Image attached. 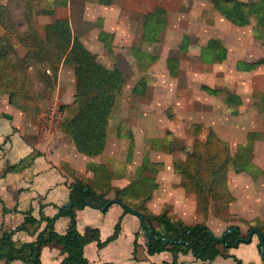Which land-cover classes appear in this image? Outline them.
Listing matches in <instances>:
<instances>
[{"label": "rangeland", "instance_id": "1", "mask_svg": "<svg viewBox=\"0 0 264 264\" xmlns=\"http://www.w3.org/2000/svg\"><path fill=\"white\" fill-rule=\"evenodd\" d=\"M55 1L0 0V45L11 44L13 47L7 48V54L0 59V96L11 99L21 97L18 99L22 106L33 108L31 113L37 123V116L55 96L60 101L63 121L72 118L77 109L71 96L74 87L71 88L70 77L65 76V83H59L57 73L56 77L54 75V67H58L55 58L48 59V55L44 54L42 57L29 56L24 60L27 51L37 53L40 46L48 48L45 26L50 16L46 11ZM166 1L170 16L162 22V37L154 38L151 44H144L145 53H128L129 56H126L101 51L104 58L100 60L106 66L123 68L125 83L117 92L103 149L95 155H86L89 157L88 171H93L94 177L99 178L109 175L116 186L125 185L129 179L133 183L141 182L139 189L135 187L131 193L145 195L149 189L152 199L149 202L139 196L137 202L131 197L125 199L129 207L141 212L156 213L166 209L183 216L190 215V222L203 221L209 228H214L217 235H221L222 229L229 225H237L240 236H246L249 228L255 226L264 233V167L258 165L259 162L264 164V142L261 143L264 141V122L253 120L256 123L253 131L260 134L253 137L251 143L253 155L250 171L257 173L253 178L247 173L234 172L236 164L229 161L230 156L242 152L241 148L236 149L234 143L222 145L216 138H211L209 132L212 128L206 125L210 118L206 114L210 110L218 111L225 105L224 98L221 103L216 99L210 102L201 86L224 84L219 80L220 65L202 61L203 50H198L196 46L204 38L202 35L196 37L198 32L202 33L205 29L203 13H224L217 10L210 0H186L183 4L178 0ZM244 9L248 10L247 7ZM158 13L164 18L165 12ZM187 14L191 21L188 25ZM250 20L255 26L256 18L251 16ZM258 28L255 26L253 30L258 31ZM249 30L250 25L233 26L229 19L224 22L227 41L231 36L247 40L250 38ZM55 48L49 47L51 52ZM230 81L226 79L227 92ZM240 122L244 125L246 120ZM62 127L60 125L54 131L53 138H58L64 144L62 147L68 157L78 162L82 157L77 153L72 136ZM235 138L240 136L235 133ZM223 164L225 167H222ZM182 177L185 184L191 186H196L197 182H216L214 186L219 196L227 189L228 194L221 198L222 202L219 200L223 208L212 207V213L203 219L193 208V193L181 188ZM86 181L84 183L91 187V182ZM148 183H152L151 187H146ZM238 197L245 198L246 203H239ZM141 204L144 209L140 207ZM238 206H244L247 210L246 217L230 211V207L235 209ZM255 213L262 215L263 220L259 216L256 221L249 218ZM112 215L113 211L109 210L103 224L97 222L101 225L102 233L109 229ZM130 217L133 215L127 213L125 224L128 228ZM149 224L162 230L155 220L149 221Z\"/></svg>", "mask_w": 264, "mask_h": 264}, {"label": "crops", "instance_id": "2", "mask_svg": "<svg viewBox=\"0 0 264 264\" xmlns=\"http://www.w3.org/2000/svg\"><path fill=\"white\" fill-rule=\"evenodd\" d=\"M178 1L182 4L184 1L186 2V0ZM167 5L166 0H111L109 3H102L98 0H57L47 10L51 13L46 11L50 16L47 23L65 22L62 24L63 27L55 24L57 33L68 34L78 39L94 54L98 62L105 65L100 60V58H104L102 50L116 55L129 56L128 53L139 55L144 52L142 47L144 44H151L154 42V38H161L162 22L165 21L164 19H169L170 16V9ZM157 8L163 9L164 18L158 13L155 14V17L149 15ZM201 16L205 29L202 33L198 32L196 38L202 35L204 41L196 46L198 50L203 48L209 39L219 41L226 49V57L222 61L216 62L220 65L219 80L221 79L220 82L224 85H207L218 90L215 94L205 91L208 94V99H211L210 102L216 99L221 103L224 98L225 106L219 108L218 111L210 110L206 114L207 117H210L206 125L211 127L221 140L228 145L234 143L238 149L245 143L248 133L255 130L253 128L256 123L253 120L259 119L264 122V61L256 63L252 67L246 66L247 63L264 60V27L255 31L253 30L255 26L250 20L246 24L250 25L249 39L240 40L236 39V36H231L230 41H227L224 22L229 18L226 15L203 13ZM190 22L187 14L186 25ZM231 24L236 26L232 22ZM100 32L108 33L107 47L100 39ZM132 50H134L133 53ZM113 67H117L125 79L123 68ZM65 76L70 77L71 88L74 87L75 91L73 67L60 63L57 67L58 82L65 83ZM226 79L231 80L228 92ZM228 93L236 95L239 100L238 113H231L228 110L226 103ZM73 94L74 92L71 95L72 98ZM18 98L11 102L8 97L0 96V228L6 231L14 230L23 223L26 215L36 219L55 217L53 220L54 230L64 234L68 230L70 217L60 215L59 208L62 206L66 208L73 183L78 181L87 186L84 180L90 181L92 188L103 194L105 200H114L118 196L117 191L127 186L130 179L125 185L116 186L109 175L101 178L94 177L93 171H88L87 168L89 157L73 147L82 158L78 159V162L70 159L63 150L62 145L64 144L60 143L58 138H53L56 130L49 134L43 133L40 123H37L31 113L33 108L22 106V102ZM242 119L246 120V123L243 122L244 125L240 122ZM235 125L242 128L239 129ZM235 133L240 138H235ZM252 155L253 151H251L250 164ZM250 164L248 170L241 171V173H247L253 178L257 173H254V170L250 171ZM258 165L264 167L261 162ZM181 188L188 192L182 186ZM191 193L194 195L195 206L193 208L201 214L203 219L207 218L212 213V206L209 205L206 210L202 209L198 206L196 194ZM152 196L149 195L148 202ZM237 200L241 204L246 203L243 197H238ZM230 209L231 212L246 217L247 210L244 209V206H238L235 209L230 207ZM109 210L113 211L110 226L106 233H102L101 225L97 222L103 224L105 214ZM162 212H165L171 220H180L185 225L205 224L203 221L192 223L190 215L183 216L166 209H161L156 213L149 211L142 213L157 215ZM75 213L78 231L83 234L87 227L97 228L101 241L113 233L114 226L120 219V230L114 240L103 247H98L96 241L89 242L84 246L83 255L89 264H203V261L190 251L183 252L168 248L160 252L149 253L147 240L142 234L139 219L132 214L133 217H130L128 221L130 227L128 228V225L125 224L127 212H124L118 203H112L105 211H102L101 207L86 205L82 209H75ZM250 213L253 212L250 210ZM258 216L263 220L262 215L258 213L249 218L255 220ZM157 223L162 230L150 225L162 236L171 234L164 225ZM45 224L44 220L39 224H24V229L12 234L11 238L14 244L20 246L25 242L33 241ZM209 229L217 235L214 228ZM225 229L223 228L220 234ZM257 239L254 235L250 243H239L226 249L220 245L221 254L213 259L212 264H236L234 257L245 264H264L262 255L257 249ZM8 249V245L0 248V264H24L20 259L7 262L2 255H5ZM64 257L62 246L55 242H49L42 245L39 260L41 264H61Z\"/></svg>", "mask_w": 264, "mask_h": 264}, {"label": "trees", "instance_id": "3", "mask_svg": "<svg viewBox=\"0 0 264 264\" xmlns=\"http://www.w3.org/2000/svg\"><path fill=\"white\" fill-rule=\"evenodd\" d=\"M98 1L102 3H109L111 0ZM210 1L217 10L222 11L235 25H246L250 22V17L253 16L256 18L255 26L264 27V0H249L247 3H243L238 0ZM245 7H247L248 10H245ZM158 11L163 12V9L157 8L149 15L155 17V14H157ZM47 12L51 13L50 11ZM55 24L62 26L65 22L46 24L45 40L46 43L49 44L48 48L46 49L45 46H40L37 53L33 50H29L26 52L24 60L29 58V56L37 55L42 57L45 54V56L48 55V59H50V57L55 58V64L57 65L60 63L72 65L75 75V91L73 94V101L76 104L77 109L73 117L69 120L63 121L61 125L63 126L62 128L65 132L72 136L74 144L79 152L85 155H95L99 153L105 145L106 128L111 110L115 103L117 92L125 83V79L122 72L117 67L109 68L98 62L94 54L91 53L78 39L68 34L62 35L57 33V27ZM107 36V32H100V39L104 41L106 47ZM9 45H0V59L2 56L7 54V48H13L11 44ZM39 45L40 43L37 44V46ZM50 46L52 49L56 47L54 52L50 51ZM201 49L203 50L201 52V58L204 62H220L226 57V49L215 39H209L206 45ZM261 61L264 60L247 63L246 66L252 67ZM56 73L57 66L56 68L54 67L55 77ZM201 88L210 94L218 92L217 89L210 88L207 85H202ZM8 98L11 102L15 100V98ZM226 103L227 108L231 111V113H238L239 100L236 95L229 93L226 98ZM209 133L211 138H216L220 143H222V145L227 146V143L221 140L213 130H210ZM258 135V132L255 131L249 132L245 143L240 146L242 152L234 156H230L229 161H233L234 164H236L234 172L239 173L241 171L248 170V165L251 160V143L253 137ZM224 164L222 167H225ZM134 182L135 183L131 181L127 186L117 191L118 196L114 199L115 203L120 205L126 204L125 199L130 197L134 199L135 202L139 201L140 198H143V201L148 199L149 189L145 195L139 196L138 193H131L132 189L134 190L135 187L139 189L140 187L139 184L141 182ZM151 185L152 183H148L146 184V187H151ZM214 185H216V182L211 184L197 182L196 186H191L185 184L183 177L181 180V186L185 190L196 194L198 206L204 210H206L209 205L215 209L223 208L221 198H224V196L228 194V190L224 189V194L219 196L218 191L216 190L217 187ZM71 187L70 200L72 201V206L70 211H67L64 206L59 208L60 215L70 217L68 230L64 234H60L54 230L53 220L55 217H41L40 219H36L32 216L26 215L23 223L18 225L14 230L6 231L1 230L0 228V248L4 245L9 246L7 253L2 255L7 262L14 259H20L24 262V264H41L39 256L42 245L49 242H55L56 244L62 246V250L65 253V257L62 259L61 264H89L83 255V249L87 243L96 241L98 247H103L105 244L117 237L120 230V219L115 224L113 233L104 241L100 240L97 228L87 227L83 234L78 231L75 219V209H82L86 205L100 208L102 205L100 200H103L104 198L103 194L98 193L92 188V186H84L81 182L77 181L73 183ZM84 187H86L87 190H84ZM136 196H139L140 198H137ZM226 204H228L227 201ZM140 207L144 209L143 204H141ZM124 212L126 211L124 210ZM43 220L46 224L44 228L37 233L33 241L25 242L20 246H16L14 244L11 236L15 231L24 229L23 225L26 223L39 224ZM151 220H155L164 225L165 229L171 233L166 237L177 235L179 238L184 240V243L181 244L179 242H175L174 244H163L161 240L151 239L150 241H147V250L149 253L160 252L168 248L183 252L190 251L196 257L200 258L203 261V264H212L213 259L217 255L221 254L219 248L220 245H222L224 249L235 246L233 233H230L227 237H225L223 242H216L210 238L208 233L205 232L208 226L203 223L185 225L180 220H171L165 212L157 215L145 214L146 223L149 224V221ZM202 225L205 226L201 227ZM255 227L258 228L257 226ZM152 229L154 235L160 234L153 227ZM258 229L264 237L263 231L260 228ZM257 249L259 253H261L260 248ZM261 255L264 260V254L261 253ZM234 259L236 264H245L236 257H234Z\"/></svg>", "mask_w": 264, "mask_h": 264}, {"label": "water", "instance_id": "4", "mask_svg": "<svg viewBox=\"0 0 264 264\" xmlns=\"http://www.w3.org/2000/svg\"><path fill=\"white\" fill-rule=\"evenodd\" d=\"M84 190H86V188H84ZM100 203L102 204L101 210L105 211L112 203H114V200H100ZM71 206H72V201L69 200L66 203V210L70 211ZM121 207L127 213L137 216L140 222L143 236L146 238L147 241L154 239V240H161L163 244H174L175 242H179L181 244L184 243V240L182 238H179L177 235L171 237L162 236L161 234L154 235L152 226L146 223L145 215L142 212L135 210L127 206L126 204H122ZM204 226L205 225H202L201 227ZM205 232L208 233L210 238L216 242H223L225 237H227L230 233H233L235 238V242H234L235 245H238L239 243H250L253 235H256L259 240L257 247L260 248V252L264 254V237L260 232V230L256 227L249 228L246 236H240V228L237 225L227 226L221 235H215L209 228H207Z\"/></svg>", "mask_w": 264, "mask_h": 264}, {"label": "built area", "instance_id": "5", "mask_svg": "<svg viewBox=\"0 0 264 264\" xmlns=\"http://www.w3.org/2000/svg\"><path fill=\"white\" fill-rule=\"evenodd\" d=\"M59 102L57 96H55L47 107L37 116L41 130L45 134L53 132L61 125L63 112Z\"/></svg>", "mask_w": 264, "mask_h": 264}]
</instances>
